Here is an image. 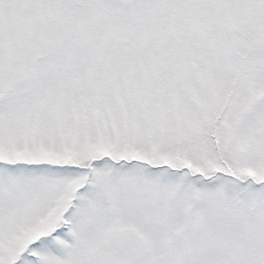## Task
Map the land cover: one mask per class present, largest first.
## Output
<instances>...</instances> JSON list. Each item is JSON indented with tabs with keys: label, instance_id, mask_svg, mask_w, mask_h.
Listing matches in <instances>:
<instances>
[{
	"label": "snow or ice",
	"instance_id": "snow-or-ice-1",
	"mask_svg": "<svg viewBox=\"0 0 264 264\" xmlns=\"http://www.w3.org/2000/svg\"><path fill=\"white\" fill-rule=\"evenodd\" d=\"M0 264H264V0H0Z\"/></svg>",
	"mask_w": 264,
	"mask_h": 264
}]
</instances>
